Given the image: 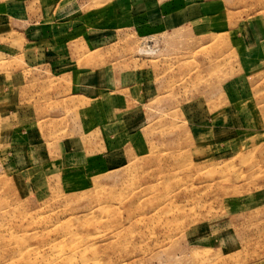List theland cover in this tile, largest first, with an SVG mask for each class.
Here are the masks:
<instances>
[{
    "label": "rangeland",
    "instance_id": "374dc122",
    "mask_svg": "<svg viewBox=\"0 0 264 264\" xmlns=\"http://www.w3.org/2000/svg\"><path fill=\"white\" fill-rule=\"evenodd\" d=\"M183 1L0 0V264H264V0Z\"/></svg>",
    "mask_w": 264,
    "mask_h": 264
},
{
    "label": "crops",
    "instance_id": "0c3cea01",
    "mask_svg": "<svg viewBox=\"0 0 264 264\" xmlns=\"http://www.w3.org/2000/svg\"><path fill=\"white\" fill-rule=\"evenodd\" d=\"M183 5H184V7H179V5L176 3V6L178 7H175L176 9H175V21H186L187 19H188V17H189V14H190V11H189V6L191 5V2H186V0H184L183 1ZM185 9H186V11H185ZM164 18V17H163ZM159 17H157V16H155V15H149L148 16V20H150L151 22H155V23H157L159 20ZM258 28H260V27H262V25L258 22ZM253 27H254V33H256V34H258V28L256 29L255 27H257V26H255V25H252ZM261 30V29H260ZM255 41H256V39H255ZM251 42H252V45H250V46H247V47H249V48H252V46H253V48H252V50H254L255 51V49H254V47L256 48V43L253 45V41L251 40ZM257 46H261L260 44H258ZM246 47V48H247ZM253 51V52H254ZM261 51H264V49L263 50H261ZM257 54L259 55V53L257 52Z\"/></svg>",
    "mask_w": 264,
    "mask_h": 264
}]
</instances>
